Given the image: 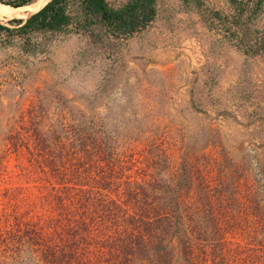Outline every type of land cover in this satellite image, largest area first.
<instances>
[{
  "label": "rangeland",
  "instance_id": "1",
  "mask_svg": "<svg viewBox=\"0 0 264 264\" xmlns=\"http://www.w3.org/2000/svg\"><path fill=\"white\" fill-rule=\"evenodd\" d=\"M17 1L0 0L4 13L20 11L0 19L12 29L0 31V189L34 185L18 173L38 136L90 119L137 147L161 140L175 162L186 150L189 161L202 156L196 165L235 170L264 201V53L243 54L228 22L201 18L231 15L229 0H155L152 20L127 36L78 24L75 3L67 30L16 31L36 7ZM259 7L250 29L264 27V0Z\"/></svg>",
  "mask_w": 264,
  "mask_h": 264
},
{
  "label": "trees",
  "instance_id": "2",
  "mask_svg": "<svg viewBox=\"0 0 264 264\" xmlns=\"http://www.w3.org/2000/svg\"><path fill=\"white\" fill-rule=\"evenodd\" d=\"M260 2L229 0L231 15L205 10L201 18L228 22L243 54L264 53V27L249 28ZM45 3L15 30H67L66 8L75 3L78 24L127 36L155 12V0L117 8L105 0ZM11 17L20 11L0 15ZM60 130L26 151L18 174L34 185L0 189V264H264V201L235 170L222 175L212 160L196 165L202 156L189 161L186 150L175 162L161 140L137 147L138 138L109 136L90 119Z\"/></svg>",
  "mask_w": 264,
  "mask_h": 264
},
{
  "label": "bare ground",
  "instance_id": "3",
  "mask_svg": "<svg viewBox=\"0 0 264 264\" xmlns=\"http://www.w3.org/2000/svg\"><path fill=\"white\" fill-rule=\"evenodd\" d=\"M41 1H42V0H35V1L33 2V5H36V6H37ZM45 1H46V0H45ZM45 1H44L43 3H45ZM43 3H41V4H43ZM41 4H40V5H41ZM40 5H38L37 7H39ZM37 7H36V8H37ZM36 8H35V9H36ZM7 9H8V6H7V5L0 4V15L3 14ZM35 9H34V10H35ZM37 9H38V8H37ZM37 9H36V10H37Z\"/></svg>",
  "mask_w": 264,
  "mask_h": 264
},
{
  "label": "water",
  "instance_id": "4",
  "mask_svg": "<svg viewBox=\"0 0 264 264\" xmlns=\"http://www.w3.org/2000/svg\"><path fill=\"white\" fill-rule=\"evenodd\" d=\"M48 1H49V0H48ZM48 1H47V2H48ZM47 2H46V3H47ZM46 3H45V4H46Z\"/></svg>",
  "mask_w": 264,
  "mask_h": 264
}]
</instances>
